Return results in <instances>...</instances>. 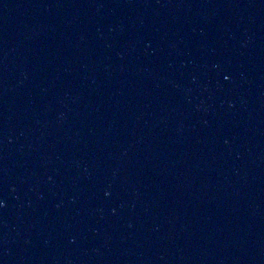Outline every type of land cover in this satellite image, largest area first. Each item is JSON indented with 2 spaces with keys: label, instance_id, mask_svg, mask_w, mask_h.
I'll return each mask as SVG.
<instances>
[{
  "label": "water",
  "instance_id": "water-1",
  "mask_svg": "<svg viewBox=\"0 0 264 264\" xmlns=\"http://www.w3.org/2000/svg\"><path fill=\"white\" fill-rule=\"evenodd\" d=\"M0 264H264V0H0Z\"/></svg>",
  "mask_w": 264,
  "mask_h": 264
}]
</instances>
